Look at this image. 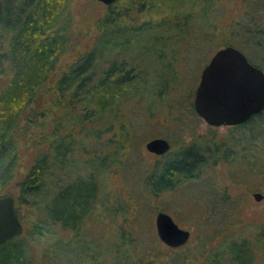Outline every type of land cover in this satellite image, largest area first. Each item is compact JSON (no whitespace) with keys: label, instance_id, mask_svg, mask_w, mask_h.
<instances>
[{"label":"rangeland","instance_id":"374dc122","mask_svg":"<svg viewBox=\"0 0 264 264\" xmlns=\"http://www.w3.org/2000/svg\"><path fill=\"white\" fill-rule=\"evenodd\" d=\"M217 3L219 6L215 9L218 13L216 11L213 14L217 39L208 42L205 47L201 44L198 47L196 38H193L196 34L202 39L197 28L191 31L193 34L190 37V32L185 37L189 39L188 42H178L182 38H168L170 34L157 31L159 35H166L163 45H168L159 49L161 58L157 68L163 66V74L167 72L173 76L175 71L180 72L178 76L184 91L178 96L181 101L184 100L181 103L183 106L189 105L185 103L188 101L185 98L190 92L195 93L204 66L217 50L224 47L223 35L219 36L222 31L218 29L223 24L227 25L228 20L222 19H230L232 16L237 22L242 17L239 0H218ZM152 6L122 3L114 12L120 13L119 16L125 15L123 25L129 29L167 17L171 10L177 11L180 17L186 12L184 6L179 4L169 6L164 2ZM248 6L252 8L251 2ZM107 7L96 0H68L72 46L56 58L46 84L48 93L38 103L26 107L11 136L16 164L1 196L17 197L18 183L27 174L33 160L46 148L47 141L43 138L47 134L51 135L56 125L59 128L56 140L67 141L65 149L66 153H70L66 157L77 159L76 166L83 165L79 173L82 176L95 171L98 181L97 203L80 231L74 235L58 227H44L42 233L45 232V235L32 238L34 258H39L40 264H115L118 257L120 264H133V261L138 260L144 264H196L195 260L201 258L202 252L209 251L222 240L247 238L253 246L255 243V251L258 248L255 264H264V112L236 126H209L200 117L182 113V108L175 109L179 117L175 119L169 109L176 106L175 99L179 97L172 90L170 96L163 91L170 90V81L166 82L168 86L162 88L157 110L148 111L145 103L140 104L139 108L121 105V112L118 110L111 131L95 130L94 127L100 125L94 124V127L85 125L84 132L73 135L74 130L70 127L81 115L76 110L69 118L64 108L69 99L67 102L61 101L54 91L66 67L87 51L100 36L96 23L109 12ZM195 22L194 19L192 23ZM227 28L229 30V22ZM186 29L179 33L186 35ZM146 40V36L142 35L140 43ZM178 43L183 44L176 45ZM138 46H134L137 53L141 47L150 48L147 43ZM173 48L175 51H172ZM166 51L174 53L171 55ZM240 51L264 70V45L258 49L246 47ZM172 56L175 60H171L170 65L168 61ZM145 57V64L156 68L152 56ZM9 58L10 35L0 27V69L3 70L0 73V91L10 78L9 62L2 63ZM156 70H151L152 78ZM154 79L157 82L161 80L155 74L152 83ZM153 86L155 93L160 87L155 83ZM51 94L55 97L52 105L49 101ZM151 97L149 100H153V94ZM191 99L193 101L194 94ZM120 124L125 127V132L121 131ZM124 137H129L127 142H124ZM153 138L167 140L170 144L169 152L164 156L147 153L145 143ZM190 148H194L192 152L197 151L202 157L201 164L192 170V175L198 177L184 180L178 176L170 182L172 187L154 192L151 183H146L147 177L153 175V171L160 168L167 159ZM111 155H114L112 159H116V164L109 163ZM94 159L99 164L105 162L109 165H100L99 169L86 166L84 169L83 160L87 164L88 160ZM254 193L261 194L262 200L256 202ZM20 211L23 231L30 235L36 224L37 211L30 205L22 206ZM160 212L169 215L179 228L189 231L190 237L184 246L170 250L159 241L155 217ZM144 246L148 250L138 249Z\"/></svg>","mask_w":264,"mask_h":264},{"label":"trees","instance_id":"16d2710c","mask_svg":"<svg viewBox=\"0 0 264 264\" xmlns=\"http://www.w3.org/2000/svg\"><path fill=\"white\" fill-rule=\"evenodd\" d=\"M217 1L116 0L108 6L109 12L96 23L100 36L87 51L66 67L54 91L61 101L66 100L67 102V98L69 99V102L64 105L67 111L65 114L69 115V118L73 111H79L81 115L78 118L80 120H75L73 126L70 127L74 130L73 135L84 132L85 125L94 127V124L100 125L97 128L94 127L95 130L111 131L114 121L117 120L118 110L121 112V105L138 107L145 103L148 111L157 110L162 88L168 86L166 82L172 81V84L168 86L170 90H163L166 95L168 93L170 96L171 90L177 96L182 93L184 89L178 76L180 72L175 71L173 76L167 72L163 74V70L165 71L163 66L160 69L157 68L161 58L159 49L168 46L167 43L163 45L166 35H159L157 31L170 34L167 35L168 38H182L178 42H188L189 39L185 37L189 32L190 37L193 34L191 31L197 28L202 39L196 34L192 36L196 38L198 47L199 44L205 47L208 42L217 39L216 23L213 22L215 17L213 14L217 11L215 9L218 5ZM67 2L68 0H0V27L10 35V58L2 61V63L9 62L10 78L0 91V193L11 179L16 164L17 157L13 154L12 133L18 126L26 107L38 103L41 97L48 93L46 84L53 72L56 58L72 46L70 37L72 23L69 13L67 14ZM164 2L169 6L176 4L184 6L187 13L185 12L180 17L176 14L177 11L172 12L171 10L167 17L154 22H146L136 29H129L123 25L125 15L119 16L120 13L114 12V9L122 3L146 7L155 5L156 7L158 3L164 4ZM239 2L243 10L242 17L237 22L232 16L230 19H222L228 20L229 30L228 22L227 25L223 24L218 29L222 31L219 36L223 35L222 47L231 46L239 51L246 47L254 49L263 47L264 0H239ZM249 2L252 8L248 6ZM188 5L189 9H187ZM194 19L196 22L192 23ZM185 27H187V32L183 37L179 32ZM142 35L146 36L147 40L144 43L149 44L150 48L141 47L137 53L134 46L144 45L140 43ZM129 39H134V41L131 42ZM181 44L183 43L176 45ZM172 51L175 49L173 48ZM171 52L167 54L174 53ZM148 55L155 60L153 64H156V68L145 64L147 63L145 56ZM171 60L174 61L175 58L170 57L168 61L170 65ZM155 69L157 70L152 73L153 78L155 74L161 80L157 82L154 79L153 83L160 87L154 93L155 86L151 81L153 78L150 72ZM2 72L3 70L0 69V73ZM152 94L153 100H149ZM193 94L194 92H190V95L185 98L188 100L185 102L189 104L188 106L181 105L184 100L181 101L179 96L180 99L177 97L175 99L177 104L173 109L167 106L175 119H179L175 109L181 108L182 113L186 112L189 116L198 117L194 111L193 101L190 100ZM54 100L55 97L50 96L51 105ZM55 127L56 130L51 135L47 134V137L43 138L47 141V146L33 160L27 174L18 183L19 191L14 199L19 222L22 221L20 211L22 206L30 205L37 211L36 224L32 227L33 233L29 235L26 231H22L19 237L2 246L0 264H40L39 258L36 260L33 255L32 238L45 235V232L42 233L44 227L46 229L58 227L63 232H72L76 235L90 217L97 203L98 181L95 171L92 170L85 176L79 174L80 170H83V165L76 166L77 159L72 160L66 157L70 153V151L66 153L67 141L65 142V139L56 140L59 128L57 125ZM120 128L121 131L125 129L121 124ZM131 133L134 132L131 131ZM128 139L129 137H124L123 140L127 142ZM68 140H73V138ZM193 149H185L175 154L160 168L155 169L153 175L147 177L146 183H151L154 192H161L172 187L170 182L178 176L183 177L184 180L197 176L192 175V170L201 164L202 157L197 151L193 153ZM113 156L111 155L108 161L116 164L117 161L115 158L112 159ZM87 162L89 163L86 164L83 160L84 169L86 166L99 169L100 165H109L105 162L99 164L95 159ZM68 173L69 175H65ZM140 248L142 251L148 250L145 246V249L138 247ZM256 249L255 251V243L253 246L247 238L224 239L221 243L212 246L209 251L202 252L201 258L195 261L196 264H255V253L258 248ZM119 260L120 257L117 258L115 264H120ZM138 261H133V264H144ZM172 264H180V262Z\"/></svg>","mask_w":264,"mask_h":264},{"label":"water","instance_id":"95a60500","mask_svg":"<svg viewBox=\"0 0 264 264\" xmlns=\"http://www.w3.org/2000/svg\"><path fill=\"white\" fill-rule=\"evenodd\" d=\"M110 6L116 0H96ZM193 107L196 115L213 127L236 126L248 121L264 109V73L252 66L238 49L227 46L217 50L201 71L195 89ZM147 153L163 156L170 144L163 138L145 143ZM256 202L262 195L254 193ZM159 241L171 249L184 246L190 237L165 213L155 217ZM23 228L15 212L12 196H0V248L22 234Z\"/></svg>","mask_w":264,"mask_h":264},{"label":"flooded vegetation","instance_id":"af4514ba","mask_svg":"<svg viewBox=\"0 0 264 264\" xmlns=\"http://www.w3.org/2000/svg\"><path fill=\"white\" fill-rule=\"evenodd\" d=\"M247 59V58H246ZM247 61L252 65V66H254V67H256V68H258L259 70H261L263 73H264V70L259 66V65H257L254 61H251V60H248L247 59ZM264 112V109L261 111V112H259L258 114H256V115H254L253 117H251L249 120H251L252 118H254V117H258L261 113H263ZM248 120V121H249ZM247 122V121H246ZM245 122V123H246ZM169 152V151H168ZM167 152V153H168ZM166 153V154H167ZM164 156V155H163Z\"/></svg>","mask_w":264,"mask_h":264}]
</instances>
